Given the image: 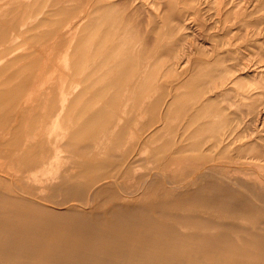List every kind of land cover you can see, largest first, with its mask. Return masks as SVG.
<instances>
[{"label":"rangeland","instance_id":"1","mask_svg":"<svg viewBox=\"0 0 264 264\" xmlns=\"http://www.w3.org/2000/svg\"><path fill=\"white\" fill-rule=\"evenodd\" d=\"M0 264H264V0H0Z\"/></svg>","mask_w":264,"mask_h":264},{"label":"bare ground","instance_id":"2","mask_svg":"<svg viewBox=\"0 0 264 264\" xmlns=\"http://www.w3.org/2000/svg\"><path fill=\"white\" fill-rule=\"evenodd\" d=\"M3 59H4L3 57H2V58H0V63H1V61H3Z\"/></svg>","mask_w":264,"mask_h":264}]
</instances>
